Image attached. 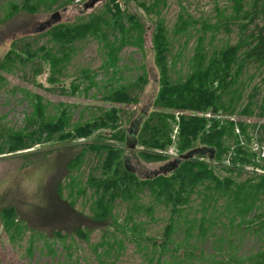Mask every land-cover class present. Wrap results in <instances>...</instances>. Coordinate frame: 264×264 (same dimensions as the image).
Here are the masks:
<instances>
[{
    "label": "trees",
    "instance_id": "1",
    "mask_svg": "<svg viewBox=\"0 0 264 264\" xmlns=\"http://www.w3.org/2000/svg\"><path fill=\"white\" fill-rule=\"evenodd\" d=\"M62 1H11L6 18L8 20L20 11L36 13L42 8L51 10L54 5L61 8L70 2ZM130 1L125 0L127 5ZM166 1L151 0L146 3L142 0L138 6L149 14L160 15ZM232 1V14L223 15L220 25L228 33L236 29L238 42L228 44L210 58L204 52L203 37L199 36L197 53L194 55L197 64L194 63L191 71L180 81L172 80L169 74L168 59L172 42L167 27L161 18L155 20L151 49L159 73V89L150 115L146 117L137 112L140 116L132 123L137 132L124 127L127 114L117 105L139 102V91L148 83L146 71L127 85L106 92L103 100L111 108L70 130H67L69 114L66 108L55 116L45 117L38 99L31 113L26 116V125L22 130L9 128L0 120V156L25 155L41 143H70L82 138H93L91 142L81 145L82 149L69 160L71 165L68 166L71 168L76 165L75 162L85 151L99 157L80 191L85 193L88 187L94 190L90 202L91 213L84 217L90 225L76 227L73 232L78 240L88 242L91 228L101 229L100 240L90 245L97 258L94 263L116 264V258L125 246L124 237L128 236L127 240L135 241L139 251L147 253L144 255L146 260L158 259L155 264H185L188 258L190 261L201 258V264L206 261L209 264H262L259 259H264V205L261 206L258 222H252L258 213L249 215L248 220L238 214L246 209L247 197L254 198L256 205L257 193L264 188V158L258 160L257 154L251 149L252 140L264 143V120L249 125L243 118L237 120L236 117H245L246 114L264 117V0ZM92 16L75 24L57 23L44 33L34 34L47 36L51 45L49 47L45 44L34 47V38L18 39L0 61V68L10 70L12 67L7 66H13L10 62L14 58H19L18 62L25 67L30 63L35 66L45 61L50 64L53 75L62 61L56 57L54 50L72 46L88 36L102 39L113 48V55L114 50L117 51L114 41L120 49L127 45L142 46L144 24L136 13L121 8L117 0L108 1L103 14ZM182 21L184 17L180 14L171 36L177 35L180 30L188 32L189 20L180 25ZM206 26L198 31L205 34L208 31ZM251 65L257 67L259 82L241 93L238 75ZM230 93L234 96L232 103ZM248 127H251L250 132ZM238 128L241 129V137L237 134ZM172 146L176 147L179 158L190 152L193 154L166 162L171 163L169 169L165 168L167 165H162L157 170H149L152 175H143L141 170L133 167L132 162L141 166L166 161L164 152ZM201 149H207L208 152H199ZM203 154H208L206 163L196 158V155ZM246 168L251 169L247 171ZM258 169L263 171L261 175ZM247 173L249 177L244 178ZM257 176L260 178L255 184ZM69 183H72L70 185L73 188L77 185L76 180ZM55 190L57 199L61 200L58 208L63 210L65 206L73 212L74 204L62 198L61 183ZM196 193L201 199L198 205L192 206ZM146 196L148 201L144 200ZM159 206L168 211L167 223L160 237L147 236L140 215L153 219L155 208ZM119 207L125 209L122 218L116 216ZM0 215L5 227L16 230L23 227H19L14 206L3 208ZM223 218H227L228 222L225 223ZM236 219L237 226L233 225L234 234L230 236L235 238L239 235L244 239L248 234L247 240L256 242L258 248L249 256L247 253L240 255V248L236 244L232 247L235 251L222 259L216 254L205 259L204 256L208 255L199 242L218 220L226 226L235 223ZM194 229L196 234H193ZM178 232H181L180 237L177 236ZM53 235L63 242L70 237L63 230H56ZM71 246L65 244L69 263L74 260ZM165 255L168 257L165 258ZM252 257H256L258 262L253 263Z\"/></svg>",
    "mask_w": 264,
    "mask_h": 264
},
{
    "label": "rangeland",
    "instance_id": "2",
    "mask_svg": "<svg viewBox=\"0 0 264 264\" xmlns=\"http://www.w3.org/2000/svg\"><path fill=\"white\" fill-rule=\"evenodd\" d=\"M11 1L20 2L23 0H0V61L13 47V43L20 38H34L36 41L32 44L34 47L43 44L47 47L51 46L47 36L34 34L44 33L57 23L75 24L92 18L93 14H103L107 2L110 0H98L93 6L88 7H85V4L90 0H72V2L70 0L67 5L61 8L54 5L51 10L42 8L36 13L20 11L7 20L6 15ZM139 1L142 0H131L127 5L125 0H117L121 8H127L136 13V16L144 24L143 43L140 47L127 45L120 49L118 43L114 41L113 44L116 45L117 51L114 50L113 55V48L105 44L102 39L88 36L75 42L72 46L54 50L56 57L62 61L58 71L53 75L50 71V64L45 61L39 62L35 66L30 63L25 67L18 62L19 58H14L10 62L13 66L11 64L7 66V68L12 67L10 70L0 68V120L2 124L15 130H22L26 125V116L31 113L33 104L38 99L43 106L45 117L55 116L60 110L66 108L69 114L67 130H70L78 124L93 120L111 108V105L103 100L106 92L127 85L146 71L148 83L143 90L139 91V102L117 105L127 114L124 119V127L129 131L133 129L135 133L137 129L132 126V123L140 116L137 112H140V107L144 104L147 95L152 94L156 87L155 79L152 81L150 78L149 69L153 68V72L155 71L159 76L154 61V52L151 49L155 20L161 18L164 21L168 37L172 42L168 69L170 78L174 81L183 80L194 67L193 64H197L194 55L197 53L199 36L203 37L204 52L210 58L216 56L228 44L237 43L239 40L236 29H232L228 33L220 25L223 15L232 14V0H167L160 15L149 14L143 7L138 6ZM150 1L145 0L146 3ZM55 12L60 13V18L52 20L51 16ZM180 14L184 17V21L180 25L189 20V30L188 32L180 30L177 35L171 36ZM205 24L208 31L204 34L198 29H202ZM15 62L18 63L14 65ZM256 68L251 65L244 68L238 75L241 93L259 82L260 75ZM233 97L230 93L231 103ZM243 104L244 101L241 102V105ZM199 112L201 113V111ZM173 113L178 115L177 112ZM237 116V120L243 118L249 125L264 120V117L252 114H246L245 117ZM238 129L237 134L241 137V129ZM250 129L251 127H248V132ZM92 140L93 138H82L70 143H60L59 141L41 143L26 152L25 155L6 154L0 156V211L3 208L14 206L17 209L19 227L23 226L19 230L7 228L0 215V264H96L94 262L97 258L90 245L100 240L101 229L91 228L88 242L78 240L73 232L76 227L84 226V224L90 225V222L84 217L91 213L90 202L94 196V190L92 187H88L85 193H80V191L81 187L86 185L88 175L96 166L99 157L95 153L85 151L79 161L76 160V165L69 167L71 165L69 160L74 154ZM252 142V147L260 144L256 140H252ZM164 155L167 158L164 162L145 163L141 166L132 162V165L141 170L143 175H152L150 171L157 170L162 165H166V162L179 158L175 146L165 151ZM196 156L199 161L205 163L208 161V154ZM246 169L250 171L251 168ZM258 174L262 173L258 172ZM246 177H249L248 173L244 175V178ZM259 178L257 176L254 179L255 184ZM75 180L77 185L73 188L70 185L72 183L69 182ZM59 183L62 185V198L74 204L73 212L65 206L63 210L58 208L61 200L57 199L55 189ZM251 193L253 194L254 190ZM257 195L256 205L254 198H246V209L238 216L246 220L249 215L258 213L252 219L253 223L258 222L261 206L264 205V188L258 191ZM148 199L147 196L144 197L145 201ZM200 199L201 196L199 197L196 193L192 206L198 205ZM124 210L123 207L117 209V218L123 217ZM247 212L248 214H246ZM167 216L168 211L163 206L155 208L153 219L140 215L144 233L147 236L160 237L167 223ZM227 218L222 220L227 223ZM221 222L218 220L210 228L207 236L199 242L208 255L204 256L205 259L212 258L214 254L222 259L235 251L232 247L236 244L237 248H240V255L247 253L249 256L258 248L259 245L256 242L247 240L249 239L248 234L244 239L239 235L235 238L230 236L234 234L233 225L237 226V219L234 221L235 223L226 224V226H223ZM56 230L67 232L70 237L65 242L58 240L53 235ZM196 232L194 229L193 234ZM180 235L181 232H178L177 236L180 237ZM127 237H124L126 239L125 246L116 258V264H155L157 262L156 258L146 260L144 255L147 253L139 251L135 241L127 240ZM65 244L73 245L70 249L74 253L72 263L67 260ZM46 245L49 246L46 248ZM164 257L167 258L168 255ZM200 259L190 261L188 258L185 264H201ZM251 261L258 262L256 257H252ZM259 262L263 264L264 259L262 260L261 257ZM205 264H209V262L206 261Z\"/></svg>",
    "mask_w": 264,
    "mask_h": 264
},
{
    "label": "water",
    "instance_id": "3",
    "mask_svg": "<svg viewBox=\"0 0 264 264\" xmlns=\"http://www.w3.org/2000/svg\"><path fill=\"white\" fill-rule=\"evenodd\" d=\"M98 1V0H90L88 3L85 4V7H88V6H93L94 3ZM52 20H56V19H59L60 18V13L59 12H55L52 14L51 16ZM153 68L149 69V74H150V78L152 81H154L155 79V83H156V87L154 88L155 90L153 91L152 94H148L147 97H146V100L144 102V104L140 107V112L144 115V116H149L150 115V112L152 111V108L154 107V103H155V98L157 96V93H158V86H159V76L158 74L154 71L153 72ZM199 152H204V153H207V149L205 150H199ZM193 153H187L183 156H180V159L181 157H189L191 156ZM179 159V158H178ZM175 163V162H174ZM171 163H168L167 167H171L170 165ZM166 168V167H165ZM167 168V169H169Z\"/></svg>",
    "mask_w": 264,
    "mask_h": 264
},
{
    "label": "built area",
    "instance_id": "4",
    "mask_svg": "<svg viewBox=\"0 0 264 264\" xmlns=\"http://www.w3.org/2000/svg\"><path fill=\"white\" fill-rule=\"evenodd\" d=\"M207 116H210L209 113H207ZM238 131V130H237ZM253 151L257 154V158L258 160L263 159L264 158V143L263 144H256L253 145ZM258 172L263 173L262 170L258 169Z\"/></svg>",
    "mask_w": 264,
    "mask_h": 264
},
{
    "label": "bare ground",
    "instance_id": "5",
    "mask_svg": "<svg viewBox=\"0 0 264 264\" xmlns=\"http://www.w3.org/2000/svg\"><path fill=\"white\" fill-rule=\"evenodd\" d=\"M38 25V24H37ZM180 159V158H179ZM190 159V158H189ZM255 167V166H254Z\"/></svg>",
    "mask_w": 264,
    "mask_h": 264
},
{
    "label": "flooded vegetation",
    "instance_id": "6",
    "mask_svg": "<svg viewBox=\"0 0 264 264\" xmlns=\"http://www.w3.org/2000/svg\"><path fill=\"white\" fill-rule=\"evenodd\" d=\"M176 160V159H175ZM166 165H168V164H166ZM167 167V166H166Z\"/></svg>",
    "mask_w": 264,
    "mask_h": 264
}]
</instances>
